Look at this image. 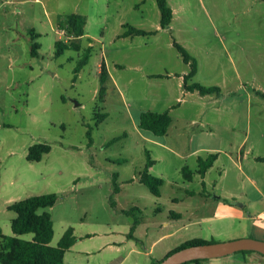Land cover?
<instances>
[{"label": "rangeland", "instance_id": "obj_1", "mask_svg": "<svg viewBox=\"0 0 264 264\" xmlns=\"http://www.w3.org/2000/svg\"><path fill=\"white\" fill-rule=\"evenodd\" d=\"M167 1L177 8L175 23L185 27L176 37L187 38L188 46L197 55L201 67L198 79L216 74L214 80L222 84L223 93L198 100L194 106L196 116L208 120L212 129L223 137L225 150L246 133V145L252 143L262 152L264 0ZM69 12L85 15L84 28L92 41L89 58L75 80L73 67L81 51L68 49L54 55L58 38L56 18ZM159 18L155 0H0V231L3 234H12L10 222L15 213L7 208L9 203L54 192L57 196L54 204L38 210L51 215L54 233L50 244L56 245L64 230L71 226L75 235L73 249L87 250L81 253L84 264H116L131 244L150 250L149 256L143 254V258H152L151 261L142 264H151L192 239L221 242L259 238L250 229V218L214 217L208 223L185 224L189 213H184L180 220L171 217L176 204L172 196L179 198L181 208L189 203H202L200 196L187 197L181 187L183 183L189 184L182 167L187 163L194 170L197 163H193V158H187L185 163L174 152L143 138L142 133L147 132L137 128L138 114L146 110H169L173 129L189 131L204 124L196 123L199 119L192 120L191 113L183 106L177 107L174 72L180 70L184 61L174 46L164 47L162 39L169 34L155 38L120 36L123 23L155 30ZM31 29L38 35L34 39L39 45L36 55L30 53ZM176 37L174 40L178 41ZM81 45L88 46L86 38ZM102 60L111 78L104 83L100 101L98 65ZM236 67L241 75L240 86L238 79L225 85V79L235 75ZM169 71L172 73L165 77ZM149 72L163 77L149 78L146 76ZM98 112L106 113L101 121L97 120ZM113 137L118 138L112 141ZM34 143H47L50 149L39 160H28V147ZM147 152L153 159L149 172L165 179L160 196L135 180L146 164ZM223 152L217 155L208 175L209 181L216 179V186L207 192L210 199H217L222 186L228 200L242 205L251 197V192L245 197L241 186L242 181L245 183V172L251 173L245 161L244 171L239 172L236 166L226 162ZM197 154L203 158L210 155L202 151ZM232 154L235 158V151ZM253 165L252 172L257 177L252 178L264 190V161H255ZM223 168L226 177L220 178ZM236 174L239 177H234ZM166 179L177 181L180 187L173 183L171 188ZM115 183L118 192L114 191ZM191 187H198L196 177ZM248 204L246 212L255 215L264 207V200ZM135 217L139 221L132 239L127 233ZM20 237L31 239L32 233ZM107 240H114L115 245H103ZM134 255L130 253L129 257ZM180 264H264V256L257 251L238 250L202 258L199 263Z\"/></svg>", "mask_w": 264, "mask_h": 264}, {"label": "crops", "instance_id": "obj_2", "mask_svg": "<svg viewBox=\"0 0 264 264\" xmlns=\"http://www.w3.org/2000/svg\"><path fill=\"white\" fill-rule=\"evenodd\" d=\"M105 1L108 2L110 0H105ZM167 3L172 10V18H171L169 26L168 27H161L159 22H158L157 24H155V30H154L155 32L154 33L141 35L144 37L145 36H147V37L153 36L155 38L156 36H164L163 34L168 33L169 34L168 38L165 39V37H163V39H162L164 47L168 46V45L173 46L172 41L175 39L176 35H180L181 31L185 30V27L178 26L175 23V20H177V19H176V17H174V14L176 13L177 8L175 6L170 5V3L168 1H167ZM80 14H82V13H80ZM61 31L57 30V32H58V38L57 39H60L64 36V34H62ZM159 34H161V35H159ZM89 35H90L89 32L87 30H85V28H84V34L81 36L80 41H82L83 38H86L87 44L92 45V41L89 40V37H90ZM133 36H138V35L121 36V37L133 38ZM176 39L178 40L177 41L178 43H180V44L182 43V46L184 45L188 49L189 53L194 58L196 57L195 58L196 59V71H195L194 75L188 80V82L196 81V82H199L202 85H206V86L215 85V86H218L220 90H219V92H210V93H206V94H200L196 90L191 91V90L185 89L183 86V78H184V75L189 70V65H188V63L183 62L184 65L180 68V70L178 72H174L175 73L174 75H175L176 80H177L176 86L178 88V91L175 94L176 95L175 101L178 102L177 107L183 106L184 110L189 111L191 113V116L193 117L192 120L199 119V121H197L196 123H198V124L203 123L204 125L200 128L189 130V131H187L183 128H174L173 129L171 127V124H172V118H171V121L168 125L166 133L162 134V135H156L149 130L139 128L138 124L136 122L137 128L140 131L147 132V133H142L143 138H146V139L150 140L151 142L156 143L158 146L164 148L165 150H169V151L174 152L176 154V156L179 157L180 159H183V161L185 163L187 162L186 161L187 158H193V163L194 164L197 163V166L194 168V170L189 169L186 166V165H188L187 163L185 164V166L182 167V169L186 168L191 172V177L188 178L186 175H184V177H186L189 184L187 185V184L183 183L181 187L184 189L187 197H194L196 195L200 196L202 198V203H200V205H193L192 203H189L186 208H183V207L181 208L178 205L179 198L177 196H172V199L174 200V202L176 204H175L174 208L172 209L171 217H173L176 220H180V219H183L184 213H189L190 216L188 218H186L185 224L208 223L211 220H214V217H219V218L235 217V218H239V219L240 218H250L252 220L250 223V229H251L252 233L256 237L264 239V207L261 208L255 215L250 214L249 212H246L247 207H249L248 202L252 203L253 201L255 202L256 200H262V199L264 200V190L258 184V180H256L255 178H252V177H257L252 172L253 168L255 166V165H253V163L255 161L256 162H263L264 161V160L257 159V157H264V150H262V152H259L252 143L249 145H246V141L248 138L246 133L244 134V136L242 138H240L239 140H236L235 143L227 145L229 150H225L224 147H226V146H224V144L222 142L223 137L221 135H219L218 133H216L212 129L211 123L208 120L205 121V120H202L201 118H199V116H196V115H198V113L196 112L194 106L196 104H198V100H202L205 98V96H209L211 94H213V96H215V95H218L220 93H223V88L221 86L222 84L220 82H218L219 80H214L215 79L214 77L216 74L211 75L210 77H207V79H205V80L198 79V72H199V69L201 67H200L199 61L197 60V55L191 50L190 46H188V44H187V41H189V40L187 38H183L182 36H181V38L176 37ZM204 53L206 55H208L209 52L207 50H204ZM102 61L105 64V61L104 60H102ZM105 66H106V64H105ZM106 69H107V67H106ZM99 70H100V67L98 68V73H99ZM107 72H108V70H107ZM234 72H235V75H232L231 77H228L225 79V81L223 82V83H225V85H231V84L235 83V79L236 80L238 79L239 80L238 83L240 86V84H241L240 71L236 67V68H234ZM165 73L166 74L164 76L168 77V76H170V74L172 72L169 71V72H165ZM146 76H148L149 78H151V77L162 78L163 77V75H161L160 73H153V72L147 73ZM109 77H110V75L108 73L107 78H109ZM113 82H115L114 79H113ZM225 91L226 90H224V92ZM230 92H234V90L233 91L230 90ZM261 94L264 96V93H261ZM223 96H225V95H223ZM188 108H190V110H188ZM167 111L169 113V110H167ZM169 115H170V113H169ZM170 117H171V115H170ZM148 133H150L152 135H149ZM151 136H154V137H151ZM158 136H160V137L157 138ZM199 151L205 152V153H207V155H209V154L214 155V158H213L210 166H208L202 174L198 172L199 160L205 159L206 157L203 158L199 154H197ZM232 151H235V154H236L235 158L232 154ZM222 152H223V155H224L226 162L236 166V168L238 169L239 172L244 171L242 165L245 161L247 163L249 173H251V174H248L245 172V175H244V177H246L245 183H244V181H242L241 186H242V189L245 193V197L248 198L249 197L248 192H251V197L246 199V201H244L242 203V205H238V204L234 203L233 201L228 200V196L224 192L222 186L220 188L219 195L216 197L217 199H215L214 197H212L213 199H210V196L207 192L209 188H215V186H216V183H215L216 179L215 180L212 179L211 181H209L208 175L210 174L211 169L215 166V161L218 159L219 153H222ZM152 161H153V159H152ZM151 165L149 167H151ZM237 176L239 177V174L238 175L236 174L234 177H237ZM195 177L198 180V187L197 188H193V187L190 188V184ZM218 177H220V178L226 177V170L224 168L222 169V172H219ZM160 178L162 179V183H161L160 188H159V191H160L159 195H157V196L161 195V190H162V187L164 186V183H165L164 177H160ZM135 180L137 182H140L139 177H136ZM166 181L170 182L171 188H173V185H172L173 183H175V185L180 187L177 181L175 182L174 180H167V179H166ZM140 183H142V182H140ZM115 192H118V188ZM209 199H210V201L212 200L211 203L209 202ZM138 221H139V219H138ZM73 244L68 249H66L64 252V256H63L64 264H84V262H82V257H84V254H81V253L86 252L87 250L73 249ZM103 245H105L107 247H112L115 245L114 240H107L106 243ZM99 247H100V245L97 246V250L99 249ZM82 249H87V248H82ZM149 252H150V250L141 249V248H138L136 245L131 244V245H129V249H128L127 253L125 255H123L118 260V262H116V264H142L145 262L148 263L149 261H151L152 258L147 257L144 259L143 254L149 256ZM130 253H134L135 255L133 257H129ZM250 257H252V256H250ZM96 263H99V262H96Z\"/></svg>", "mask_w": 264, "mask_h": 264}, {"label": "trees", "instance_id": "obj_3", "mask_svg": "<svg viewBox=\"0 0 264 264\" xmlns=\"http://www.w3.org/2000/svg\"><path fill=\"white\" fill-rule=\"evenodd\" d=\"M160 12L159 24L161 27H168L172 18V10L167 3V0H155ZM85 15L77 12H69L65 14H59L56 18L55 25L57 30H62L64 38L57 39L54 43V55L59 56L65 50L81 51L80 56L73 67V79L75 80L77 73L84 66L89 58L91 52V45L82 47L80 38L84 34ZM123 31L121 36L130 35H146L152 34L154 30H144L142 28L135 27L129 23H123ZM37 33L33 29L30 30V53L31 55L37 54L39 45L34 41ZM172 44L174 48L179 52L182 60L188 63L189 70L184 75L183 86L187 90H196L200 94H206L210 92H219V87L215 85L206 86L199 82L188 80L194 75L196 71V59L177 41L173 40ZM99 82L98 98L103 100V94L105 91L104 83L108 77V72L104 62L99 65ZM97 120L101 121L106 113L98 112ZM171 121V117L167 110L163 111H141L137 118L138 127L141 129L149 130L156 135L165 134L168 125ZM118 137H113L112 141ZM50 146L47 143H34L28 147L26 158L28 160H39L43 153L48 152ZM214 158L213 154H210L205 159L199 160V173H203L205 169L210 166ZM259 160H264V157H257ZM152 159L147 153V161L143 170L139 174V181L142 182L149 191L154 195H159V188L162 183V179L159 176L153 175L149 172L148 168L152 164ZM183 174L188 178L191 177V172L183 168ZM117 184L114 185V191L117 190ZM56 194L54 192L41 193L26 196L24 198L15 200L7 205V208L12 210L15 215L11 218V235H5L0 231V263L1 264H64V252L75 241V235L71 226L67 227L56 245L50 244L53 237V221L48 211L39 209L50 207L56 200ZM135 208V207H134ZM134 208L130 209L134 210ZM127 211V212H129ZM138 223V217H135L127 236L135 238L133 235V229ZM31 232V239H23L19 235ZM207 242L202 239H192L185 241L180 246L169 251L168 253L186 245L198 244ZM254 251V250H246ZM167 253V254H168ZM166 254V255H167ZM261 254V253H260ZM263 255V254H262ZM264 256V255H263ZM202 260L201 258L188 260L186 262H196ZM157 262L152 261L151 264Z\"/></svg>", "mask_w": 264, "mask_h": 264}, {"label": "water", "instance_id": "obj_4", "mask_svg": "<svg viewBox=\"0 0 264 264\" xmlns=\"http://www.w3.org/2000/svg\"><path fill=\"white\" fill-rule=\"evenodd\" d=\"M238 250H254L264 255V240L242 237L228 241L186 245L168 253L156 264H180L188 260L221 256Z\"/></svg>", "mask_w": 264, "mask_h": 264}]
</instances>
